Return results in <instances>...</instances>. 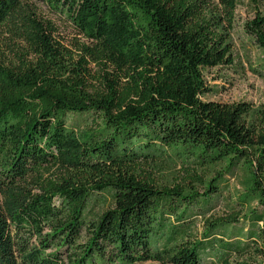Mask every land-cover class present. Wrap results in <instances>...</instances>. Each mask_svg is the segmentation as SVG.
Instances as JSON below:
<instances>
[{"label":"trees","instance_id":"1","mask_svg":"<svg viewBox=\"0 0 264 264\" xmlns=\"http://www.w3.org/2000/svg\"><path fill=\"white\" fill-rule=\"evenodd\" d=\"M42 1L84 42L70 49L27 2L0 0V264L264 256V129L246 124L248 102L203 98L204 71L232 62L222 21L232 27L239 0ZM252 1L261 9L243 28L264 62V0ZM161 156L239 171L231 206L250 212L246 232L234 231L236 214L207 222L199 240L170 226L212 209L223 172L201 195L160 187L140 172Z\"/></svg>","mask_w":264,"mask_h":264},{"label":"rangeland","instance_id":"2","mask_svg":"<svg viewBox=\"0 0 264 264\" xmlns=\"http://www.w3.org/2000/svg\"><path fill=\"white\" fill-rule=\"evenodd\" d=\"M27 2L42 19L51 21L57 31L55 33L56 40L70 49H74L76 42L83 43L84 39L77 35L73 26L64 17L52 11L42 0H24ZM260 8L258 2L252 0H239V3L233 11L231 21L232 27L228 26L227 21H222V31L229 36L230 49L229 53L232 62L229 64L218 65L204 71L207 85L212 89L207 92L203 98L213 99L220 102H239L245 101L249 103L250 112L245 115V122L251 128L257 131L264 129V62L262 52L259 47L244 32L243 25L253 17L255 11ZM4 56L8 61H15V52L6 48L3 50ZM91 68L97 71L98 67L91 64ZM85 122L91 120V116H83ZM82 122V126H85ZM80 126V127H82ZM169 152V149L167 150ZM142 176H149L152 182L157 186L180 187L184 192L198 191L202 194L204 189V181L211 177L218 176L222 173L224 164L217 165L215 168L199 167L190 164H182L181 161H175L161 156L154 162L141 166ZM222 192L216 194L212 198V209L204 214L203 205L199 208L194 207L192 214L182 220L170 222V226L182 224V228L189 227L187 231L189 240L202 239L204 226L209 221L217 218H226L228 215H235L237 220L234 224V231L241 230L242 233L250 227L251 218L248 210H241L239 206H231L236 201L237 195L240 193L241 174L235 171L232 174L222 173ZM101 201L103 208L110 205L109 193L104 192L96 194ZM200 198V196L198 197ZM200 206V205H199ZM194 214V215H193ZM193 215V216H192ZM198 215V216H196ZM200 215V216H199ZM178 224V225H179ZM168 233V232H167ZM245 237L242 236L241 239ZM157 246L160 243L156 244ZM213 256H205L203 264H220ZM250 264H264V256L255 252L246 255L244 260ZM138 264H159L154 261H147Z\"/></svg>","mask_w":264,"mask_h":264}]
</instances>
